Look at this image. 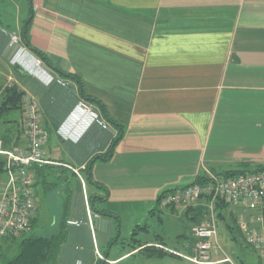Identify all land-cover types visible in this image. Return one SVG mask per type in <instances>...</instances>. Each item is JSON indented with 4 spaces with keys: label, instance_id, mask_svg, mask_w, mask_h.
Listing matches in <instances>:
<instances>
[{
    "label": "crops",
    "instance_id": "1",
    "mask_svg": "<svg viewBox=\"0 0 264 264\" xmlns=\"http://www.w3.org/2000/svg\"><path fill=\"white\" fill-rule=\"evenodd\" d=\"M7 1L26 9L17 10L12 30L0 25V79L37 99L49 134L46 153L59 148L58 158H48L82 173L108 152L118 130L83 99L76 82L48 68L65 85L47 86L34 77L37 57L23 41L27 27L31 45L54 67L78 77L84 93L124 131L112 159L91 170L102 188L86 181L83 187L72 176L82 195L70 193L67 233L54 264L104 263L98 253L105 264L179 258H148L144 246L133 248L134 232L133 238L183 259L186 250L194 254L186 230L190 220V232L205 222L198 219L208 201L164 208L159 196L199 175H222L244 163L264 166V0ZM7 5L0 3V20L9 19ZM12 36H20L22 45L10 46ZM82 102L106 121V131L89 125ZM10 135L8 150L27 145L24 131ZM173 227L177 235L164 234ZM154 230L157 239L149 238ZM161 234L171 237V246Z\"/></svg>",
    "mask_w": 264,
    "mask_h": 264
},
{
    "label": "built area",
    "instance_id": "2",
    "mask_svg": "<svg viewBox=\"0 0 264 264\" xmlns=\"http://www.w3.org/2000/svg\"><path fill=\"white\" fill-rule=\"evenodd\" d=\"M21 45L20 36H12L10 46ZM35 68L39 78L49 73L38 58ZM52 81L65 85L58 77H53ZM23 106L27 145L3 150V142L0 141V154L7 160V178L0 182V239H16L32 231L33 221L39 211L34 166L50 163L45 149L49 134L42 123L39 103L35 97L26 95ZM79 109L92 122L107 127L106 121L89 104L82 102ZM209 177L210 181L205 186L177 189L161 200V206L165 208L186 206L201 199L208 201L210 215L208 220L194 227L193 233L198 244L194 247V256L188 259L196 264H210L211 252L217 249L218 223L214 216L218 200L239 209L240 230L247 243L257 249L264 259V169L226 179L215 175ZM98 257L105 261L104 264L107 262L99 253Z\"/></svg>",
    "mask_w": 264,
    "mask_h": 264
},
{
    "label": "trees",
    "instance_id": "3",
    "mask_svg": "<svg viewBox=\"0 0 264 264\" xmlns=\"http://www.w3.org/2000/svg\"><path fill=\"white\" fill-rule=\"evenodd\" d=\"M31 1V0H30ZM23 41L26 47L44 64L46 68H48L52 73L56 74L57 76L69 79L73 82H76L80 87L81 95L84 100L87 102H91L96 104L105 118L115 126L116 130H118L117 136L111 141L110 146L108 148V152L102 156H96L91 161H89L85 170L82 171L84 178L87 184L94 185L96 187L102 188L101 185L95 183L91 179V170L93 166L96 164L97 161L101 160L103 162H109L114 153L116 146L123 138V128L121 125L113 122L107 115V111L105 106L98 100L93 99L87 96L83 91V84L80 79L74 75L64 73L57 67H54L48 57L39 49L33 47L30 42L29 38V27H27L23 32ZM26 92L23 91L17 84H9L4 86L3 84L0 85V131L4 128L5 135L4 138L11 137L10 134L15 133V129H19L20 132L24 131L25 129H20L23 127L24 121V106H23V98L26 96ZM23 113V114H22ZM19 115H21V119H19ZM26 135V133H25ZM2 142V141H1ZM4 145V144H3ZM6 157L4 155H0V175L5 173V165H6ZM48 164L46 165H35L34 171L36 175V190L37 188H41L45 193H50L59 188L60 185L65 183L68 186L69 195L71 193V188L69 187L70 181L72 176H77L78 172L74 171L73 168L68 167L64 164H57L54 161L49 159ZM264 166H251L249 163H244L240 165V167L233 171H228L223 173L222 175H215L219 178H231L239 175H244L247 173H254L260 170H263ZM208 181H210V177L206 175H199L193 184L187 186H194L200 185L205 186ZM177 189L171 191H165L159 196V203L161 204V200L167 196L169 193L174 192ZM70 196L66 200L64 207H63V216L59 225L55 232L52 234L47 235H40L37 233H32L30 235L25 234L24 237L18 243V254L11 260L7 261L6 264H54L58 255L60 248L62 246L63 240L66 236V230L68 225V218L71 211V202ZM93 199L95 197H91L90 200L93 204ZM175 207V206H171ZM167 207V208H171ZM165 208V207H164ZM233 208V207H232ZM230 205L224 203L221 200L216 202V217L218 220L223 221L224 226H226L227 230L233 232L234 229L239 230L241 235L244 237L242 231L239 228L238 224V217L239 213L234 211ZM102 213L103 215H107L104 211H97ZM111 216V215H109ZM34 221L32 227H34ZM218 223V222H217ZM198 226V225H197ZM33 231V229H32ZM31 231V232H32ZM30 232V233H31ZM239 232V233H240ZM133 248L135 249L136 246H144L143 252L148 258H163L165 256H172L176 257L177 254L170 253L165 251L163 248H158L153 245H148V241H141L137 238H133ZM236 239V237H234ZM162 242V241H161ZM164 244V243H159ZM165 245V244H164ZM99 264H104L103 262Z\"/></svg>",
    "mask_w": 264,
    "mask_h": 264
},
{
    "label": "rangeland",
    "instance_id": "4",
    "mask_svg": "<svg viewBox=\"0 0 264 264\" xmlns=\"http://www.w3.org/2000/svg\"><path fill=\"white\" fill-rule=\"evenodd\" d=\"M2 2L3 0H0V3ZM6 4H9L7 5V7L9 8V11L7 12V14H5V16L7 15L9 19L0 20V25L6 30H12V26L15 25V22H16L15 19H13V16H16V12L19 8L23 10L22 14H24V10L26 9V6L24 5V3L23 4L19 3L21 5L19 4L12 5L7 0H6ZM35 76L37 75H34V77ZM53 77L57 78L51 72L49 73L46 72L45 74H43L42 77L39 78L37 76L35 78L41 81L43 84L49 86L56 82V81H52ZM2 84L4 86L9 85L10 84L9 79L8 80L0 79V85ZM94 124L96 123L93 122V123H90L89 125L92 126ZM96 125L100 126L99 124H96ZM103 128L106 131V128L105 127ZM61 129L63 130V127H61ZM15 132L18 135H21V132L19 129L16 128ZM4 135H5V130L3 128L2 131H0V141H2L4 144L2 149L8 150L9 148L12 147L11 142H9L11 137L6 136L7 138H4L3 137ZM58 151H59V148H56V147H53L51 150H49V152L47 150L48 157L54 158V159L58 158L59 157L57 153ZM0 155H3V154H0ZM77 176L81 180L82 186L84 187L85 181H86L84 178V175L78 172ZM6 178L7 177L5 173L0 175V181H3ZM70 182L71 183L69 187L71 188V194L73 198H75L78 195L81 196L82 192L80 191V186L78 184L77 179L71 178ZM69 196L70 195H69L68 186L65 183H63L62 185L59 186L58 189L50 193H45L41 188H37V198L39 202V211L37 213L38 220L36 221V225L34 226L33 231L31 233H28L27 235H30L32 233H37L40 235H47V234H52L53 232H55L63 216L64 204ZM200 212L201 214H200L198 221L200 220V218L202 219L203 216L205 217V219H203L204 221L208 220V217L210 215V206L208 202H207L206 208L201 209ZM194 216H198V214L195 213ZM214 217L216 218L218 222V235H217V240H216L217 249L211 252V258H210L211 262L217 259H222L225 262L226 261L230 262L227 264H264V261L262 263L260 259V256H261L260 252L247 243L245 236L243 237L239 230L234 229L233 232H230L229 230H227L226 226H224L223 221L218 220L216 215ZM189 222H190L189 229L186 230V233L188 234L187 239L190 245L195 247V245L198 244V240L194 236V233H193V229L195 226L192 228L190 232L191 220ZM154 223H155V220L150 222V224H154ZM165 223L168 225L169 223L176 225V222L171 219H167ZM176 233H178V229H176L175 227L164 232V234H172V237ZM157 234H160V233L154 230V234L150 236L149 238L157 239L158 238ZM142 236L143 234L139 235V237H142ZM167 236L169 235L161 234V237L165 240L164 241L165 244H167L168 246H171L169 241L172 239H170L171 237H167ZM23 237H19L16 239H0V264H6L7 261L13 259L18 254L19 252L18 243ZM234 237H236V239H234ZM128 244H130V242H128ZM170 253L177 254L175 252H170ZM178 255H177V257H179L178 259L174 258V260L171 261V258H170V259L164 260L165 262L161 264H171V263L172 264H191L186 259L194 256L193 252L188 251V250L184 251V255L186 256V259H183L180 253ZM133 263L135 264L136 262L134 261Z\"/></svg>",
    "mask_w": 264,
    "mask_h": 264
}]
</instances>
